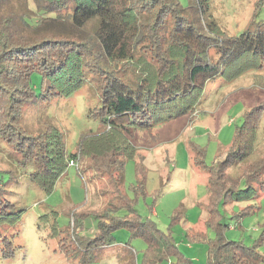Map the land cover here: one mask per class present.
Segmentation results:
<instances>
[{"label":"trees","instance_id":"1","mask_svg":"<svg viewBox=\"0 0 264 264\" xmlns=\"http://www.w3.org/2000/svg\"><path fill=\"white\" fill-rule=\"evenodd\" d=\"M32 3L34 19L18 21L12 15H0V139L33 159L31 179L44 193L54 190L70 160L83 157L93 162L99 174L106 175L118 202L91 214L95 220L91 238L75 231L89 215L72 212L73 246L60 242L62 250L78 255L97 252L113 245L112 233L125 228L146 245L141 260L137 262L131 255L129 264H192L169 233L137 214L132 199L123 190L124 160L137 156L132 134L193 112L205 84L217 74L229 83L249 71L262 70L264 31L247 29L228 36L213 22L210 0H190L187 7L179 0ZM89 73L103 83L99 111L102 129L82 135L74 153H66L62 134L54 127L38 135L22 129L20 119L25 105L38 96H71L82 88ZM263 112L264 102L244 113L225 156L209 167L203 164V151L193 146L194 163L208 172L205 227L213 237L192 233L188 238L206 242L207 264L264 263L260 250L264 245V222L258 238L246 245L225 239L227 225L221 222L219 213L220 206L255 199L260 195L257 188H264L260 181L264 156L251 159L256 123ZM141 161L132 186L135 196L144 194L146 178ZM240 166L238 175L227 173V169ZM253 209L248 205L235 216ZM19 216L14 214L11 224Z\"/></svg>","mask_w":264,"mask_h":264},{"label":"rangeland","instance_id":"2","mask_svg":"<svg viewBox=\"0 0 264 264\" xmlns=\"http://www.w3.org/2000/svg\"><path fill=\"white\" fill-rule=\"evenodd\" d=\"M0 2L3 18L12 15L19 21L34 16L32 0ZM179 2L183 7L190 5V0ZM209 4L213 22L228 36H237L247 29L264 31V0H210ZM102 84L99 77L89 73L82 88L71 96L48 99L38 96L23 109L22 129L38 135L54 127L62 134L66 153H74L82 135L102 129L99 113ZM36 86L39 91V85ZM263 102L264 68L249 71L229 83L217 74L205 84L193 112L132 134L137 156L124 160L123 190L132 199L137 214L169 233L192 264H207L208 245L191 240L188 234L213 237L205 227L208 172L194 163L193 146L203 151L206 167L221 160L232 144L236 128L243 123L244 113ZM256 124L253 160L264 156V112ZM18 149L0 139V264H129L131 255L137 262L141 260L146 245L125 228L112 233L113 245L97 252L78 255L62 250L60 242L73 246L72 212L89 215L75 231L91 238L95 231L91 214L101 213L111 202H117L113 187L106 175L93 168L90 159L77 157L78 166H68L54 190L46 194L31 179L35 171L33 159ZM140 160L145 170V188L143 195L135 196L132 186L138 177ZM240 170L241 166L231 167L227 173L236 176ZM260 181L264 182V174ZM257 190L260 195L255 199L219 207L221 222L227 225L226 240L251 245L258 238L264 222V188ZM248 205L254 209L235 216ZM16 213H20L19 219L11 224ZM260 250L264 253V245Z\"/></svg>","mask_w":264,"mask_h":264},{"label":"built area","instance_id":"3","mask_svg":"<svg viewBox=\"0 0 264 264\" xmlns=\"http://www.w3.org/2000/svg\"><path fill=\"white\" fill-rule=\"evenodd\" d=\"M77 161H78L77 158H75L74 160H70V161H69V166H75V167H77V166H78V165H77Z\"/></svg>","mask_w":264,"mask_h":264}]
</instances>
